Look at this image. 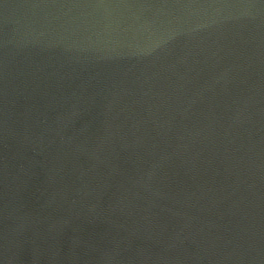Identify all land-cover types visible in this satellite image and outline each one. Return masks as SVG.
<instances>
[{
    "label": "water",
    "instance_id": "obj_1",
    "mask_svg": "<svg viewBox=\"0 0 264 264\" xmlns=\"http://www.w3.org/2000/svg\"><path fill=\"white\" fill-rule=\"evenodd\" d=\"M0 264H264V0H0Z\"/></svg>",
    "mask_w": 264,
    "mask_h": 264
}]
</instances>
